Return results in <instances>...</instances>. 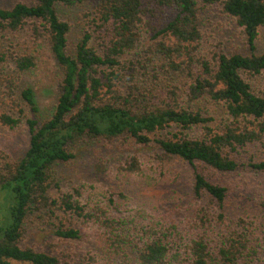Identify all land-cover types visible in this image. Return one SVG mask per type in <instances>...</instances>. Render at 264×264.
<instances>
[{
    "label": "trees",
    "instance_id": "trees-1",
    "mask_svg": "<svg viewBox=\"0 0 264 264\" xmlns=\"http://www.w3.org/2000/svg\"><path fill=\"white\" fill-rule=\"evenodd\" d=\"M87 1L0 5V124L29 131L24 155L0 166V264H264V215L255 223L229 214L233 189L224 178L245 163L264 173V156H256L264 148V96L245 78L264 75V51L257 49L264 0H96L70 54L73 23L64 9ZM216 4L242 28L246 53L221 51L210 59L203 52L202 10ZM41 41L59 80L45 116L35 89L21 81L38 68ZM132 53L144 55L127 58ZM194 127L200 135H189ZM92 141L150 149L118 163L114 175L127 183L133 174L146 179L148 168L187 164L192 195L184 194L200 207L156 221L148 219L146 199L123 188L103 203L61 191L59 166ZM31 215L59 220L47 248L25 244Z\"/></svg>",
    "mask_w": 264,
    "mask_h": 264
},
{
    "label": "rangeland",
    "instance_id": "rangeland-1",
    "mask_svg": "<svg viewBox=\"0 0 264 264\" xmlns=\"http://www.w3.org/2000/svg\"><path fill=\"white\" fill-rule=\"evenodd\" d=\"M15 1L0 0V5L11 6ZM95 1L88 0L83 6L73 9L65 7L64 9L66 14L63 12V16L70 18L73 23V32L68 42L70 54H73L75 44L82 36L84 24H88L85 13H88L90 5ZM202 11L205 21L203 52L210 59L215 53L221 51L247 52L246 37L242 28L233 18L223 14L219 5L209 6ZM173 14L174 11H170L168 19ZM150 42V36H145L144 47L147 51H149ZM92 44L96 45L97 41H93ZM257 47L259 52L264 51V25L259 30ZM98 50L100 51V49ZM36 54L38 55V68L26 73L21 81L35 89L40 115L45 116L56 101L59 80L56 76V62L47 41H41L37 45ZM142 55L144 54L132 53L127 58L137 60ZM245 78L251 83L256 93L264 96V75L245 74ZM186 104L189 103L186 102ZM201 132V127H194L188 133L190 136H198ZM28 140L29 131L25 124L15 128L0 124V166L8 160L20 159L27 149ZM259 150L260 152L256 156L260 157V153L261 156H264V148L260 147ZM149 151L150 149L141 147L135 142H119L114 146H108L105 141L84 142L78 146V154L73 161L59 166L60 189L62 188L61 191L69 190L72 192L78 190L81 193L79 197L86 203H93L91 201L103 203L112 192L123 188L135 199L137 197L146 199L144 204L148 207L146 211L148 219L156 221H165L168 217L177 218L178 214L181 217H186L188 213L193 212L192 206L200 207V200L187 198L184 194L192 195L191 186H188L189 181H191V173H189L188 165L183 162L175 161L172 163L173 167L166 172L162 171L164 169L161 167L158 170L156 167L155 169L148 168L146 179L133 174L130 183H127L126 177L114 175L118 163L123 161L128 154H147ZM224 178L225 182L230 184L233 189L225 201V210L229 214H236L238 218L243 217L246 221L256 223V218L264 215V211H261L264 193H260L264 191V173L253 170L245 163L238 172L226 174ZM60 189H52L51 194L55 197L58 196ZM117 196L118 194H116ZM180 197L182 198L181 201ZM127 207L134 209L136 205L129 204ZM58 214L64 218L60 211ZM175 215L177 216L175 217ZM65 219L71 218L65 216ZM72 221L78 220L72 219ZM58 222L57 217L31 215L24 236L25 244L36 248H47L50 243L55 241L54 223ZM220 227L222 226L217 225L218 229ZM84 234L91 241L94 231L92 228H88L84 230Z\"/></svg>",
    "mask_w": 264,
    "mask_h": 264
}]
</instances>
